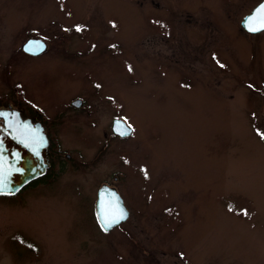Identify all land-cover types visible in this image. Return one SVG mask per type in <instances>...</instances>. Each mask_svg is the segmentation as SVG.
<instances>
[{
    "label": "rangeland",
    "instance_id": "obj_1",
    "mask_svg": "<svg viewBox=\"0 0 264 264\" xmlns=\"http://www.w3.org/2000/svg\"><path fill=\"white\" fill-rule=\"evenodd\" d=\"M260 1L0 0V59L49 39L12 82L41 101L92 96L98 117L61 134L78 155L53 177L0 195V264H264V32L243 25ZM115 112L134 136L89 162ZM105 180L129 211L108 232Z\"/></svg>",
    "mask_w": 264,
    "mask_h": 264
},
{
    "label": "flooded vegetation",
    "instance_id": "obj_2",
    "mask_svg": "<svg viewBox=\"0 0 264 264\" xmlns=\"http://www.w3.org/2000/svg\"><path fill=\"white\" fill-rule=\"evenodd\" d=\"M33 32V31H32ZM29 38H41L46 41L47 48L49 46V39L44 36L43 32H33L32 36L26 37L15 49L18 51L17 55L14 56V54L11 52L10 54L5 55V58L2 60L0 59V65L4 63L5 69L3 70V74L0 73V79L4 82V87L2 91H0V150L2 147H8V145H15L18 143V139L13 136L11 127L14 128L17 125L24 124L27 126L32 127L33 131L36 133H43L48 138V148H49V166L48 171L44 176H40L39 178L35 179L32 178L28 180L26 183H24V187L14 193L13 195H17L20 193L25 187L31 186L33 184L38 183L41 179L47 180L48 178L53 177V173H51L52 164L55 162V159H57V173L59 170L62 169L63 166L67 164V162H70L74 157L76 152L78 151V148H76V143L73 141L76 136H72L70 138V141H65L64 144L61 134L66 132L67 134H75L77 135L81 124L83 121L80 119L81 122H79L78 116L80 115H86L88 117V120H91V124L94 126L98 120L97 116L92 118L90 117L91 114L96 112V107L92 102H90V98H88L87 94H76L74 96H70L65 98L64 100L57 102V94L55 97L48 96L46 97V101H41L36 97L31 96L28 91L26 90L25 86L26 83H13L9 76L12 72L13 66L15 65V59H17V63H26L31 64L28 65L29 67H25L23 70L24 73L26 71H31L35 75L34 70V64H37L36 68H39L40 65L43 66L44 62H39L40 60H43L41 56H43L47 48L40 52V53H29L25 52L23 48L24 42ZM120 44V41H118ZM12 44V43H11ZM77 49V48H76ZM66 50H69L66 48ZM21 53V54H20ZM82 52H77V54H81ZM17 67V66H16ZM15 68V66H14ZM57 72V69H56ZM40 75L44 74V71L39 72ZM25 75V74H24ZM24 80H31L32 78L28 79L23 77ZM17 81V80H16ZM19 82V81H17ZM23 86V87H22ZM95 95V94H94ZM102 97V96H101ZM70 98V99H69ZM76 100H79V102H74ZM105 100V99H104ZM105 104L107 105V108H111L110 104L107 103L105 100ZM84 113V114H83ZM117 118H124L121 113L115 112L111 115L110 121L106 122L105 129L102 131V135L104 136V139L99 142V146L96 147L94 151V156L90 161H94V158H96L99 155V149L100 152H106L108 148L113 143L121 144L124 142L125 139L131 138L135 134V128H133L132 133H130L127 136H121L117 134L114 131V123L115 119ZM11 125V126H9ZM101 135V133H98ZM88 141V140H87ZM65 148H64V146ZM40 144L36 145V150L40 149ZM9 148V147H8ZM18 150V149H16ZM64 152V154H63ZM78 155V154H77ZM123 156V154H122ZM4 157V158H3ZM0 158L2 159L1 165L5 166L6 168H10L12 158H10L9 154L8 156L4 155L3 153L0 154ZM79 163L85 164L88 161H81V158H78ZM14 175H11V180L14 181ZM118 177V176H115ZM103 183H108L109 185H113L112 183H109L108 180L103 181ZM102 183V184H103Z\"/></svg>",
    "mask_w": 264,
    "mask_h": 264
},
{
    "label": "water",
    "instance_id": "obj_3",
    "mask_svg": "<svg viewBox=\"0 0 264 264\" xmlns=\"http://www.w3.org/2000/svg\"><path fill=\"white\" fill-rule=\"evenodd\" d=\"M262 14L264 15V1L245 17L243 25L250 31H252L251 29L253 28L257 29L256 31L264 28V23L258 26V20L256 19L258 15ZM45 47L44 41L40 38H30L24 44V49L29 52H39L45 49ZM117 121L120 122L119 125ZM128 126L129 125H127L124 120L117 119L115 131L118 132L117 128L120 127L126 129L129 134L132 129L131 127L128 128ZM11 129V134L18 139V143L15 145H8L9 148L6 146L2 147L0 150V154L3 153L6 156L9 154L10 158H12L10 168L1 165L4 157L2 159L0 158V172H2L4 184L3 190L0 192L14 191L28 180L43 174L48 163L49 150L47 147V139L43 133H36L33 131L32 127L24 124L17 125L15 128L12 126ZM38 144H40L41 147L36 150L35 147ZM12 174H15L14 181H10ZM96 210L103 228L107 227L105 223L106 218L110 222L113 217L118 218L123 215V219H119L120 222L129 216V211L121 195L117 192L116 188L109 187L108 185H103L99 189ZM115 224L117 223L113 225ZM111 227H107V229Z\"/></svg>",
    "mask_w": 264,
    "mask_h": 264
},
{
    "label": "snow or ice",
    "instance_id": "obj_4",
    "mask_svg": "<svg viewBox=\"0 0 264 264\" xmlns=\"http://www.w3.org/2000/svg\"><path fill=\"white\" fill-rule=\"evenodd\" d=\"M251 30L252 31H256L257 29L253 28ZM117 124L119 125L120 122L117 121ZM128 128H130V125L128 126ZM117 131L119 132L120 135H128V131L126 129H122V128L118 127ZM262 137H264V134H262ZM3 186H4V184H3V175H2V172H0V191L3 190ZM119 219H123V215L119 216L118 218L113 217V219L110 222L106 218L105 219V223L107 224V227H111L114 223H118ZM107 227L105 228V230H107Z\"/></svg>",
    "mask_w": 264,
    "mask_h": 264
},
{
    "label": "bare ground",
    "instance_id": "obj_5",
    "mask_svg": "<svg viewBox=\"0 0 264 264\" xmlns=\"http://www.w3.org/2000/svg\"><path fill=\"white\" fill-rule=\"evenodd\" d=\"M264 0H261L260 2H259V4H261L262 2H263ZM264 32V30L263 31H261V32H259V33H263ZM258 33V34H259ZM249 34H257V33H249ZM28 40H26L24 43H26ZM68 51H70V50H68ZM77 52V51H76ZM66 58H67V60H70V58L68 57V56H66Z\"/></svg>",
    "mask_w": 264,
    "mask_h": 264
}]
</instances>
